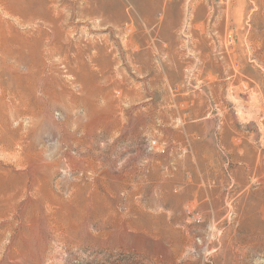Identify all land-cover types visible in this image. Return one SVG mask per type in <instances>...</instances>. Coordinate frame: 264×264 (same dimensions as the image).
Masks as SVG:
<instances>
[{
  "label": "rangeland",
  "instance_id": "1",
  "mask_svg": "<svg viewBox=\"0 0 264 264\" xmlns=\"http://www.w3.org/2000/svg\"><path fill=\"white\" fill-rule=\"evenodd\" d=\"M3 28L66 53L0 60V264H264V0H0Z\"/></svg>",
  "mask_w": 264,
  "mask_h": 264
},
{
  "label": "bare ground",
  "instance_id": "2",
  "mask_svg": "<svg viewBox=\"0 0 264 264\" xmlns=\"http://www.w3.org/2000/svg\"><path fill=\"white\" fill-rule=\"evenodd\" d=\"M18 5V4H17ZM42 5V4H41ZM138 6V5H137ZM24 7V6H23ZM38 7V6H37ZM26 8V7H25ZM40 8V7H39ZM21 9V8H20ZM42 9V8H41ZM124 9V8H123ZM17 10V9H16ZM15 10V11H16ZM43 10V9H42ZM45 11H48V10H45ZM19 12V11H18ZM39 12V11H38ZM38 12H36L38 15L40 14V12L38 13ZM42 12H44V11H42ZM20 13H22V12H19V13H17V14H20ZM48 13V14H47ZM49 13L50 12H44V13H42L40 16H42L43 18H45V19H49V20H51L52 21V19H50V15H49ZM53 13V12H52ZM16 14V13H15ZM23 14H26V17L28 16V14L30 15V13L28 12V14L27 13H23ZM34 14V13H33ZM90 14V13H89ZM38 15H36V16H38ZM20 16V15H19ZM24 16V15H23ZM15 17V16H14ZM20 17H22V14H21V16ZM24 18V17H23ZM30 18H31V16H30ZM38 18V17H37ZM14 19V18H13ZM27 19V18H26ZM25 18L23 19V21L24 20H26ZM29 19V18H28ZM33 19V18H32ZM119 19V17H117L116 18V20H118ZM39 20H41V19H39ZM29 21V20H28ZM27 21V22H28ZM38 21V20H37ZM45 21V20H44ZM51 21H49V22H51ZM26 22V21H25ZM3 23V22H2ZM23 23V22H22ZM44 24H46L45 22H44ZM51 24H54L53 22H51ZM61 24V23H60ZM28 25V24H27ZM24 26V25H23ZM30 26H32V24L30 25ZM47 26H49V25H47ZM54 26V25H53ZM52 26V27H53ZM4 29H6V28H3V30H0V60H4V61H6V59L7 58H19L18 59V61L19 60H21L22 61V59H20V58H23V60H30L31 62H32V64H33V66H36V64H38V63H40V62H42V63H44L43 61H45L46 60V56H47V53L46 52H48V51H50L51 52V54H58L59 55V52H64V53H66V51H61V49L59 50V49H57V47H53L52 46V44H50V46H49V50H47V49H44L43 51H41L40 52V50H39V48H38V44H33L32 45V43L30 42V41H32V40H20V39H15L14 38V36H12L13 37V39H14V41H13V44L11 43V41H10V37L7 39V36H4L5 35V33H1V31H4ZM13 30V29H12ZM7 31V30H6ZM38 31V30H37ZM10 32H11V29H10ZM53 33V32H52ZM29 34H31V33H29ZM28 34V35H29ZM39 35H41V33L39 34ZM29 36H31V35H29ZM36 36V35H35ZM34 35H33V37L34 38H37V37H35ZM57 35H55V37H56ZM59 36V35H58ZM32 37V36H31ZM30 37V38H31ZM38 37H40V36H38ZM44 38V37H43ZM49 38H50V36H49ZM48 38V39H49ZM63 38V37H62ZM62 38H60V39H62ZM12 39V38H11ZM27 39V38H26ZM42 39V38H41ZM41 39L39 40V41H41ZM47 39V40H48ZM52 39V38H51ZM37 40H38V38H37ZM36 40V41H37ZM46 40V39H45ZM50 40V39H49ZM64 40V39H63ZM52 41V40H51ZM34 42V41H33ZM53 42V41H52ZM54 42H55V40H54ZM53 42V43H54ZM38 43V42H37ZM48 43V42H47ZM57 43V42H56ZM68 43V42H67ZM16 44V45H15ZM40 44V43H39ZM45 44V43H44ZM70 45V44H69ZM54 46H57V45H54ZM65 46V45H64ZM45 47V46H44ZM40 48H42V47H40ZM47 48V47H46ZM62 48V47H61ZM65 49H67L66 47H65ZM81 50V49H80ZM76 54V53H75ZM81 54V53H80ZM57 55V56H58ZM77 55V54H76ZM55 56V55H54ZM61 56V55H60ZM63 56V55H62ZM79 56H81V55H79ZM99 56V55H98ZM48 57V56H47ZM52 57V56H51ZM66 57L68 58V55H66ZM94 57V56H93ZM75 58H77V57H75ZM59 59H60V57H59ZM80 59H81V57H80ZM48 60V59H47ZM64 60V59H63ZM69 60V59H68ZM17 61V60H16ZM51 62H52V59L50 60ZM49 61V62H50ZM79 61V60H78ZM10 62V61H9ZM25 62V61H24ZM70 62V61H69ZM72 62V61H71ZM15 63V62H14ZM79 63V62H78ZM81 63V62H80ZM41 64V63H40ZM40 64H38V66L40 65ZM45 64V63H44ZM66 64H68V63H66ZM108 64V63H107ZM15 65V64H14ZM18 65H19V63H18ZM43 65V64H42ZM51 65V64H50ZM65 65V64H64ZM74 65H75V63H74ZM76 65H77V63H76ZM75 65V66H76ZM79 65V64H78ZM82 65V64H81ZM30 65H28V67H29ZM67 66V65H66ZM74 66V67H75ZM17 67V66H16ZM41 67V66H40ZM40 67H39V69H40ZM44 67H45V65H44ZM47 67V66H46ZM45 67V68H46ZM54 67V66H53ZM71 67V66H70ZM7 68H9L8 66H7ZM52 68V67H51ZM83 68H85L84 66H83ZM82 68V69H83ZM34 69H36V68H34ZM19 70V69H18ZM30 71H31V69H29ZM51 70V69H50ZM54 70V69H53ZM92 70V69H91ZM28 71V70H27ZM29 71V72H30ZM42 71V70H41ZM45 71V70H44ZM56 71H58V70H56ZM70 71V70H69ZM15 72V71H14ZM19 72V71H18ZM33 72V71H32ZM47 72V71H46ZM50 72V71H49ZM70 72H72V73H74V74H76V73H78L79 72V69H74V68H72V70L70 71ZM36 73H39V70H38V72H36ZM48 73V72H47ZM7 74V73H6ZM5 74V75H6ZM12 74V73H11ZM15 74V73H14ZM27 74V73H26ZM30 74H32V73H30ZM42 74H43V71H42ZM50 74V73H49ZM90 74V73H89ZM9 75V74H8ZM28 75V74H27ZM39 75V74H38ZM48 75V74H47ZM46 75V76H47ZM13 76V75H12ZM16 76V75H15ZM18 76V75H17ZM16 76V77H17ZM19 76H20V80H21V75L19 74ZM24 76V75H23ZM31 76V75H30ZM36 76H37V74H36ZM45 77V76H44ZM51 77V76H50ZM14 78V77H13ZM25 78L27 79V77L25 76ZM18 79H19V77H18ZM30 79V78H29ZM24 80V79H23ZM36 80V79H35ZM46 79H44V81H45ZM49 80H50V78H49ZM17 81V80H16ZM15 81V82H16ZM19 82V81H18ZM17 82V83H18ZM30 82H31V80H30ZM39 82H40V79H39ZM47 82V81H46ZM33 83V82H32ZM36 84H37V82H36ZM42 84V83H41ZM44 84V83H43ZM52 84V83H51ZM30 85V84H29ZM35 85V84H34ZM39 85H40V83H39ZM57 85V84H56ZM45 86H46V84H45ZM48 86V85H47ZM46 86V87H47ZM52 87V86H51ZM26 88V87H25ZM29 88V87H28ZM26 90V89H25ZM52 90V89H51ZM38 92V91H37ZM46 92V91H45ZM51 92V91H50ZM53 92V91H52ZM45 94V93H44ZM48 94V93H47ZM33 95V94H32ZM26 96V95H25ZM30 96V95H29ZM28 97V96H27ZM32 97V96H31ZM38 97V96H37ZM29 101V100H28ZM26 161H28L27 162V164L29 165V166H31V170L30 171H27V172H25V178H21L20 177V175H19V177L18 176H15V177H13L12 178V182H17L18 180H19V182H20V179H21V182L23 181V180H25L26 178V181L28 182V186H27V190H26V198H27V200H28V203H29V205H31V204H33V203H35L38 199H37V196L39 195V199H41L42 198V196H43V198H44V195H42L43 193H44V191L47 189V187H49L48 186V165H47V162L42 158V157H36V159L35 160H37V163L34 165V155L32 154V156H30V157H28L27 159H25ZM24 164V163H23ZM26 168V167H25ZM28 170V169H27ZM9 172V171H8ZM17 173V172H16ZM15 173V174H16ZM37 173H40L41 174V177L39 178V179H37V177H36V174ZM24 174V173H23ZM17 175V174H16ZM24 177V176H23ZM1 179V178H0ZM7 179V178H6ZM38 181L40 182V184H39V187L38 188H35V186L37 185V183H38ZM18 185V184H17ZM35 190H37V192L35 191ZM21 192V191H20ZM5 197V196H4ZM42 198V199H43ZM6 199V198H5ZM23 199H24V197H23ZM21 200V199H20ZM27 202V201H26ZM40 206V205H39ZM48 206V205H47ZM3 207V206H2ZM23 207V206H22ZM47 208V207H46ZM4 214V213H3ZM5 215V214H4ZM2 218V217H1ZM24 220L25 219H23V222L22 223H24ZM26 220H28V219H26ZM8 221V220H7ZM2 223V222H1ZM3 224V223H2ZM25 224V223H24ZM22 225V224H21ZM8 226V225H7ZM22 226H24V225H22ZM30 226V225H29ZM9 228H10V232H11V234H13V236H14V245L15 244H17V242H18V233H19V231L18 230H20V233L21 232H23L24 230H22L23 228L22 227H19V228H16L15 227V224L14 223H10L9 224ZM6 233V232H5ZM24 233V232H23ZM32 233V232H31ZM31 233L28 235V236H30L31 235ZM4 236V235H3ZM7 236V235H6ZM9 236V235H8ZM4 238H5V236H4ZM10 238V237H9ZM9 238L7 239V240H9ZM26 238V237H25ZM6 239V238H5ZM4 239V240H5ZM22 238H20V240H21ZM6 240V241H7ZM22 241V240H21ZM18 246V245H17ZM6 247V246H5ZM4 247V248H5ZM10 247V246H9ZM12 247V246H11ZM3 248V247H2ZM7 248V247H6ZM28 248V247H27ZM26 248V249H27ZM13 249H15V248H13ZM20 249V248H19ZM22 249V248H21ZM25 249V248H24ZM9 251V250H8ZM18 251V250H17ZM29 251V250H28ZM21 252V251H20ZM23 252V251H22ZM3 253V252H2ZM10 253V252H9ZM16 253V252H15ZM6 254V253H5ZM8 255V254H7ZM19 255V254H18ZM45 255V254H44ZM19 256H21V255H19ZM13 257H14V255H13ZM7 258V257H6ZM20 258V257H19ZM12 260V259H11ZM14 260V259H13ZM18 260V259H17ZM16 260V261H17ZM8 262H10V263H12L11 261H8ZM14 262V261H13Z\"/></svg>",
  "mask_w": 264,
  "mask_h": 264
},
{
  "label": "crops",
  "instance_id": "3",
  "mask_svg": "<svg viewBox=\"0 0 264 264\" xmlns=\"http://www.w3.org/2000/svg\"><path fill=\"white\" fill-rule=\"evenodd\" d=\"M141 2L142 1H140V4H141ZM145 2V1H144ZM152 9H153V5H152V7H151ZM95 15V14H100V11H90V12H88L87 14L88 15ZM101 15H103V20H104V22H106V23H116V22H119V21H121V19L124 17V14L122 13V11H121V8H120V10L119 11H116V12H111V13H108V14H105V13H101ZM117 17H119V19L118 20H116V18Z\"/></svg>",
  "mask_w": 264,
  "mask_h": 264
}]
</instances>
